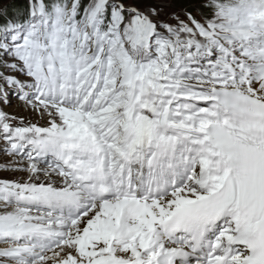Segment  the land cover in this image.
Instances as JSON below:
<instances>
[{
    "label": "snow or ice",
    "instance_id": "snow-or-ice-1",
    "mask_svg": "<svg viewBox=\"0 0 264 264\" xmlns=\"http://www.w3.org/2000/svg\"><path fill=\"white\" fill-rule=\"evenodd\" d=\"M0 264H264V0H0Z\"/></svg>",
    "mask_w": 264,
    "mask_h": 264
},
{
    "label": "trees",
    "instance_id": "trees-1",
    "mask_svg": "<svg viewBox=\"0 0 264 264\" xmlns=\"http://www.w3.org/2000/svg\"><path fill=\"white\" fill-rule=\"evenodd\" d=\"M25 2H26V0H25Z\"/></svg>",
    "mask_w": 264,
    "mask_h": 264
}]
</instances>
